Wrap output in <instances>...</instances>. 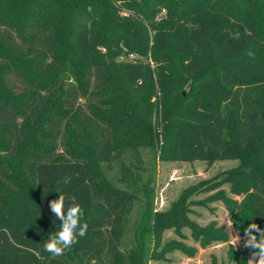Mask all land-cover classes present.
Instances as JSON below:
<instances>
[{"label":"trees","instance_id":"trees-1","mask_svg":"<svg viewBox=\"0 0 264 264\" xmlns=\"http://www.w3.org/2000/svg\"><path fill=\"white\" fill-rule=\"evenodd\" d=\"M156 160L238 164L156 211ZM60 193L88 228L54 256ZM213 201L241 235L264 229V0H0V264L194 257L183 229L228 241L188 217Z\"/></svg>","mask_w":264,"mask_h":264},{"label":"rangeland","instance_id":"rangeland-1","mask_svg":"<svg viewBox=\"0 0 264 264\" xmlns=\"http://www.w3.org/2000/svg\"><path fill=\"white\" fill-rule=\"evenodd\" d=\"M119 58L118 61H122ZM154 99H152L153 101ZM145 159L151 160L148 151L144 152ZM237 161H220L207 167L206 163L200 161L194 162H159L156 160L154 167L153 179V207L156 211L166 210L174 202L181 191L190 185L197 184L201 181L209 180L217 175H221L237 166ZM222 190L231 200L240 201L241 196H235L229 192L228 186L224 185ZM211 192L204 195L193 197V200L200 201L213 195ZM189 219L200 227H206L214 223L216 227H223L228 241L225 243H213L206 248H200L199 244L194 242L188 229H183L185 240L183 243L196 250L194 257H188L180 252H173L167 255V261H150L148 264H237L228 260V246L231 245L236 254L244 257L249 264L252 250L245 248L244 235L233 229L230 217L231 214L223 206L221 201H213L206 206L191 207ZM239 235L241 237L239 246H236ZM169 240H180L172 230L166 231L163 235V242Z\"/></svg>","mask_w":264,"mask_h":264},{"label":"clouds","instance_id":"clouds-1","mask_svg":"<svg viewBox=\"0 0 264 264\" xmlns=\"http://www.w3.org/2000/svg\"><path fill=\"white\" fill-rule=\"evenodd\" d=\"M50 211L61 221L59 229L48 235L44 242V250L48 253L59 256L77 244L78 238L86 234L88 225L81 223L83 209L77 203L74 196H66L60 193L57 199L49 202ZM258 233V236L255 234ZM236 241L239 246L241 237ZM245 248L252 250L249 264H264V229H261L256 223H250L244 229Z\"/></svg>","mask_w":264,"mask_h":264}]
</instances>
